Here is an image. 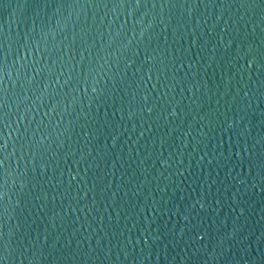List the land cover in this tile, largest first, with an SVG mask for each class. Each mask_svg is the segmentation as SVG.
I'll return each mask as SVG.
<instances>
[{
    "label": "water",
    "instance_id": "obj_1",
    "mask_svg": "<svg viewBox=\"0 0 264 264\" xmlns=\"http://www.w3.org/2000/svg\"><path fill=\"white\" fill-rule=\"evenodd\" d=\"M0 264H264V0H0Z\"/></svg>",
    "mask_w": 264,
    "mask_h": 264
},
{
    "label": "snow or ice",
    "instance_id": "obj_2",
    "mask_svg": "<svg viewBox=\"0 0 264 264\" xmlns=\"http://www.w3.org/2000/svg\"><path fill=\"white\" fill-rule=\"evenodd\" d=\"M136 2H137V3H139V2H140V0H136Z\"/></svg>",
    "mask_w": 264,
    "mask_h": 264
}]
</instances>
